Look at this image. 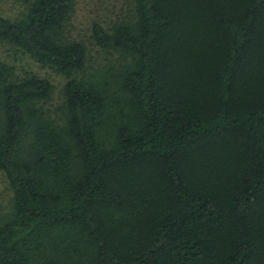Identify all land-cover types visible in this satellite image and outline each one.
Listing matches in <instances>:
<instances>
[{
    "label": "trees",
    "instance_id": "obj_1",
    "mask_svg": "<svg viewBox=\"0 0 264 264\" xmlns=\"http://www.w3.org/2000/svg\"><path fill=\"white\" fill-rule=\"evenodd\" d=\"M21 1L0 44L67 82L57 119L0 57V264H264V0H135L94 73L74 0Z\"/></svg>",
    "mask_w": 264,
    "mask_h": 264
},
{
    "label": "rangeland",
    "instance_id": "obj_2",
    "mask_svg": "<svg viewBox=\"0 0 264 264\" xmlns=\"http://www.w3.org/2000/svg\"><path fill=\"white\" fill-rule=\"evenodd\" d=\"M27 8L28 4L21 0H0V15L12 20L23 18ZM134 20L135 0H74V10L67 26V32L71 39L81 41L87 46L88 72L94 73L96 70L106 68L120 59L117 53L104 50L95 43L92 37L93 25L99 23L105 28H110L118 22ZM0 57L13 68L12 79L33 73L48 79L53 84L52 97L44 103V107L50 116L59 119L67 78L51 67L38 62L9 42L0 44ZM13 206V188L6 173L0 170V223L11 216Z\"/></svg>",
    "mask_w": 264,
    "mask_h": 264
}]
</instances>
